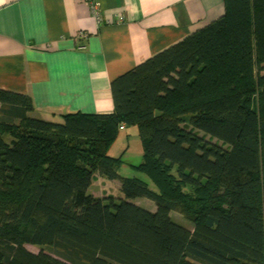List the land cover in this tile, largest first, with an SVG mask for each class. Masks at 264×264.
<instances>
[{"label":"trees","instance_id":"1","mask_svg":"<svg viewBox=\"0 0 264 264\" xmlns=\"http://www.w3.org/2000/svg\"><path fill=\"white\" fill-rule=\"evenodd\" d=\"M223 4L114 81L110 113L43 119L0 90V264H264V0ZM128 126L153 189L123 179L126 199H95L89 174L117 176L108 148Z\"/></svg>","mask_w":264,"mask_h":264},{"label":"crops","instance_id":"2","mask_svg":"<svg viewBox=\"0 0 264 264\" xmlns=\"http://www.w3.org/2000/svg\"><path fill=\"white\" fill-rule=\"evenodd\" d=\"M94 1L100 23L82 0H0V90L43 119L110 113L114 81L224 14L223 0Z\"/></svg>","mask_w":264,"mask_h":264},{"label":"rangeland","instance_id":"3","mask_svg":"<svg viewBox=\"0 0 264 264\" xmlns=\"http://www.w3.org/2000/svg\"><path fill=\"white\" fill-rule=\"evenodd\" d=\"M108 156L113 158L121 156L122 163L118 169L117 176L114 178L102 177L95 171L91 172L92 175L89 174L91 179L87 192L95 199L102 201H111L112 198L116 200L126 199L121 191V182L123 179H139L141 181L148 182V186L153 189L152 184L146 176L134 168V166L141 162V145L138 139L136 127H125L123 131H120L117 134V137L108 148ZM57 169H59V167ZM75 173H77V171L73 167H66L63 169V174L68 178L70 183L74 180L72 175H76ZM64 175H62V177ZM89 176L88 178H90ZM86 183L87 182L78 184L77 187H85L87 186ZM127 201L149 212H155L156 210L155 203L144 197L127 198ZM169 216L170 221L174 225L191 229L192 223L183 218L181 215L175 212H170ZM26 248L33 253L38 252V249L35 247L27 246Z\"/></svg>","mask_w":264,"mask_h":264},{"label":"built area","instance_id":"4","mask_svg":"<svg viewBox=\"0 0 264 264\" xmlns=\"http://www.w3.org/2000/svg\"><path fill=\"white\" fill-rule=\"evenodd\" d=\"M83 3L89 8L93 18L97 23H100V6L99 3L95 2L94 0H82ZM118 22H121V17L118 18ZM76 37L82 38L84 37L81 32L77 33ZM122 129V127H120Z\"/></svg>","mask_w":264,"mask_h":264}]
</instances>
